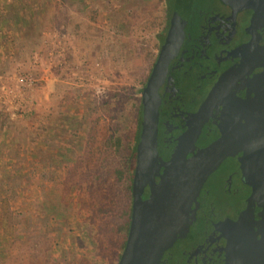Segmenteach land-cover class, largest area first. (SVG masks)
<instances>
[{
    "label": "rangeland",
    "instance_id": "rangeland-1",
    "mask_svg": "<svg viewBox=\"0 0 264 264\" xmlns=\"http://www.w3.org/2000/svg\"><path fill=\"white\" fill-rule=\"evenodd\" d=\"M4 19H18L13 27L23 34L11 31ZM21 19L39 20L22 29ZM163 19L162 0H0V105L8 118L35 114L36 129L40 123L48 126L19 140L21 145L9 152L6 146L12 133L0 144V193L7 197L8 211L14 217L7 232L0 220V264H14L17 258L16 264L114 263L116 244L106 241L105 234L98 235L96 245L89 223L84 222L91 211L80 200L86 193L82 184L65 190L59 180L63 172L56 163L60 157L69 160L65 150L70 146L76 151V146L83 145L89 119L97 118L98 129L118 114L124 131L132 132L131 102L140 96L134 88L137 78L147 71L145 51H156L154 34ZM18 36L24 42L35 41L41 49L30 52V45L25 44V53L17 57L20 48L14 39ZM12 57H17L15 63L2 64ZM21 73L33 78L27 89H20L28 102L21 100L15 88ZM34 150L36 161L46 165L51 192L66 205L62 214L39 204L41 192L33 182L36 173L27 161ZM110 156L111 161L121 160L120 155ZM100 220L95 217L94 224ZM14 237L28 239L29 246L25 245L35 251L28 260L6 257ZM14 247L12 252L20 249L19 243Z\"/></svg>",
    "mask_w": 264,
    "mask_h": 264
},
{
    "label": "flooded vegetation",
    "instance_id": "flooded-vegetation-1",
    "mask_svg": "<svg viewBox=\"0 0 264 264\" xmlns=\"http://www.w3.org/2000/svg\"><path fill=\"white\" fill-rule=\"evenodd\" d=\"M173 1L162 0L170 10L158 30L162 40L154 60ZM158 95L160 161L189 128L186 156L228 125L242 127L246 137L207 174L185 233L162 251L157 264H264V0H190ZM204 103L205 116L193 120Z\"/></svg>",
    "mask_w": 264,
    "mask_h": 264
},
{
    "label": "water",
    "instance_id": "water-1",
    "mask_svg": "<svg viewBox=\"0 0 264 264\" xmlns=\"http://www.w3.org/2000/svg\"><path fill=\"white\" fill-rule=\"evenodd\" d=\"M189 6L190 0L173 1L163 42L140 91V129L134 149L128 227L115 264H157L162 251L176 236L185 233L194 213L195 206L191 203L196 205V195L207 174L225 155L232 154L246 137L242 127L233 129L228 125L218 137L186 156L185 141L193 132V128H189L179 136L167 160L158 158L159 83L167 60L181 39ZM206 103L194 113L193 120L205 116ZM145 187L147 194L143 196Z\"/></svg>",
    "mask_w": 264,
    "mask_h": 264
},
{
    "label": "trees",
    "instance_id": "trees-1",
    "mask_svg": "<svg viewBox=\"0 0 264 264\" xmlns=\"http://www.w3.org/2000/svg\"><path fill=\"white\" fill-rule=\"evenodd\" d=\"M163 6V2H162ZM170 10V3L163 6L164 15L167 13V19ZM22 18V17H21ZM18 38V39H17ZM20 48L17 57L25 53L24 46L29 44V51L32 52L35 49L40 50L35 46V41H22L21 36L14 39ZM162 40V33L159 31L154 34V45L157 46ZM156 51L151 52L145 51V55L148 57V67L145 74H141L137 78L138 87L134 90L141 91L142 86L145 83L146 77L150 70L151 64L154 60ZM17 57H12L2 64H10L17 61ZM12 67V66H10ZM2 70H0V74ZM116 95L117 93H113ZM131 108L134 110V121L132 132H126L119 123L118 114H112L108 124L101 123L100 126L95 127L94 121L97 118L89 119V126L86 128L83 145H79L77 150L70 146L68 150H65V155L69 156V160H65L60 157V161L56 163L57 168L63 172L59 178L63 188L69 190L74 184L81 183L82 190H84L85 196H81L80 200L83 206H86L91 211V214L87 216L84 222H88L90 225L91 234L95 244L99 242V236H105L106 241H113L116 244L117 252L115 261L119 256V253L124 245L131 202V176L134 164V149L135 143L138 139L140 129V117H141V102L140 96L137 97V101L131 102ZM95 106V105H94ZM35 114L28 117L8 118L7 112L0 105V144L7 134L12 133V137L9 139V146H6L7 152L12 150L14 146L21 145L19 140L30 135H36L48 127L38 125V128L33 125V119ZM19 142V144H17ZM110 155H120L121 160L117 159L109 160ZM38 155L34 150L31 157L27 159L28 163L31 164V168L35 171L33 182L39 185L41 192L39 204H42L46 209L62 214L66 205L59 200V195L54 194L50 190L49 184H47V170L44 166L38 163ZM111 158V156H110ZM33 174V172H30ZM54 181V179H49ZM122 192L121 198L116 197L115 194ZM145 195V191L142 194ZM7 197L0 193V220L4 231L10 230L14 217L9 213L7 206ZM95 217H99L100 222L95 223ZM107 229V230H106ZM96 233V236H93ZM98 232V233H97ZM100 232V233H99ZM113 238H108V236ZM19 243L20 249L13 251L15 248L14 244ZM28 239L20 240L18 237H14L7 248V256L14 255L24 259H29L35 251L27 247ZM27 246H26V245ZM97 245V244H96ZM101 253V251H100ZM18 259V258H17ZM16 259V263L17 262ZM14 262V264H16ZM4 264L5 261H4Z\"/></svg>",
    "mask_w": 264,
    "mask_h": 264
},
{
    "label": "built area",
    "instance_id": "built-area-1",
    "mask_svg": "<svg viewBox=\"0 0 264 264\" xmlns=\"http://www.w3.org/2000/svg\"><path fill=\"white\" fill-rule=\"evenodd\" d=\"M16 81L18 86L15 87L17 89V95L21 97V100L24 102H28L29 101V97L27 95H25L20 89H27L29 87V85H31L33 78L27 74V73H21L19 75L16 76ZM16 85V84H15ZM13 92H11L12 94ZM9 93H3V96L7 95ZM24 94V95H23ZM3 101H7L10 104V100L9 99H3Z\"/></svg>",
    "mask_w": 264,
    "mask_h": 264
},
{
    "label": "crops",
    "instance_id": "crops-1",
    "mask_svg": "<svg viewBox=\"0 0 264 264\" xmlns=\"http://www.w3.org/2000/svg\"><path fill=\"white\" fill-rule=\"evenodd\" d=\"M6 22H7V25L9 26V29H11V31H12V29L14 28L15 30L17 29V31L18 30H21V29H19L18 27H13L14 25H16L18 22H20L18 19H4ZM22 21H23V23L21 24L22 25V29L23 28H25L26 26H28L31 22H32V20H33V23H36V20H37V22H38V20L39 19H36V20H34V19H21ZM5 22V23H6ZM16 23V24H15ZM24 24V25H23ZM10 25H11V27L12 28H10ZM20 33L21 34H23V31L21 30L20 31ZM26 36V35H25ZM27 38H29L28 36H26ZM29 137L26 139L27 140V142H29L30 143V141H29ZM23 140V139H22ZM31 144V143H30ZM1 151V150H0ZM16 161H18L19 159H15ZM21 215V214H20ZM30 231H32V230H30ZM33 232H38V231H32V233Z\"/></svg>",
    "mask_w": 264,
    "mask_h": 264
}]
</instances>
